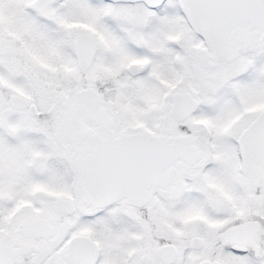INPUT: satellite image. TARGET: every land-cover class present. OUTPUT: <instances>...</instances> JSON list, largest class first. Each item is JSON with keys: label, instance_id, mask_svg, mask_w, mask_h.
Wrapping results in <instances>:
<instances>
[{"label": "snow or ice", "instance_id": "1", "mask_svg": "<svg viewBox=\"0 0 264 264\" xmlns=\"http://www.w3.org/2000/svg\"><path fill=\"white\" fill-rule=\"evenodd\" d=\"M0 264H264V0H0Z\"/></svg>", "mask_w": 264, "mask_h": 264}]
</instances>
